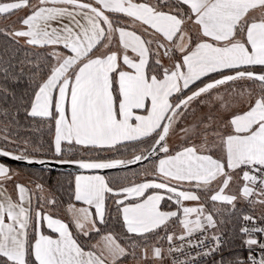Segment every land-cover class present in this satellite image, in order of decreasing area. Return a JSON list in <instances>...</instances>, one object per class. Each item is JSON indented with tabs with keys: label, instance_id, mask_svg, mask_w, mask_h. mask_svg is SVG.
Wrapping results in <instances>:
<instances>
[{
	"label": "snow or ice",
	"instance_id": "obj_1",
	"mask_svg": "<svg viewBox=\"0 0 264 264\" xmlns=\"http://www.w3.org/2000/svg\"><path fill=\"white\" fill-rule=\"evenodd\" d=\"M14 12L0 264H264V0H0Z\"/></svg>",
	"mask_w": 264,
	"mask_h": 264
},
{
	"label": "trees",
	"instance_id": "obj_2",
	"mask_svg": "<svg viewBox=\"0 0 264 264\" xmlns=\"http://www.w3.org/2000/svg\"><path fill=\"white\" fill-rule=\"evenodd\" d=\"M15 13V12H14ZM13 13V14H14ZM12 14V15H13ZM9 17H2V16H0V23L2 22V21H4L5 19H8ZM5 25H7V24H3V25H0V28H2V27H4ZM3 39V37L2 36H0V40H2ZM13 166H16V167H20V168H29V169H31L32 167H29V166H24V165H19V164H13ZM135 167V165L134 166H131V167H129V168H134ZM111 171V170H110ZM110 171H107V172H104V174H108ZM61 172H64V173H66L67 171L66 170H63V169H57V168H52V171L50 172V173H46L45 175H46V180H47V185H52L54 188L55 187H58L57 185H53V181L58 177V175L61 173ZM30 176H31V173L29 172L28 173ZM33 177H31V179H32ZM67 179H68V177L67 176H65L64 177V180H63V183H64V186H65V188L67 187ZM238 207H239V205H238ZM225 227H228V225H225Z\"/></svg>",
	"mask_w": 264,
	"mask_h": 264
},
{
	"label": "water",
	"instance_id": "obj_3",
	"mask_svg": "<svg viewBox=\"0 0 264 264\" xmlns=\"http://www.w3.org/2000/svg\"><path fill=\"white\" fill-rule=\"evenodd\" d=\"M7 162L11 163V164H19V165L29 166V165H26L24 162L13 161L11 159H8ZM131 166H134V165H129L128 167H131ZM29 167H38V166H29ZM51 168L63 169V170L68 171L70 166H68V165H60V164H57L55 162H52L51 163ZM107 171H110V170H105V172H107Z\"/></svg>",
	"mask_w": 264,
	"mask_h": 264
},
{
	"label": "rangeland",
	"instance_id": "obj_4",
	"mask_svg": "<svg viewBox=\"0 0 264 264\" xmlns=\"http://www.w3.org/2000/svg\"><path fill=\"white\" fill-rule=\"evenodd\" d=\"M18 15H20V13L19 12H15L13 15H11L8 19H5L4 21H2L1 23H0V25H3V24H7V25H9V24H11L14 20H15V18H16V16H18ZM29 175H28V173L27 174H24V175H22V178L24 179V180H28L29 179Z\"/></svg>",
	"mask_w": 264,
	"mask_h": 264
},
{
	"label": "crops",
	"instance_id": "obj_5",
	"mask_svg": "<svg viewBox=\"0 0 264 264\" xmlns=\"http://www.w3.org/2000/svg\"><path fill=\"white\" fill-rule=\"evenodd\" d=\"M29 175V174H28ZM30 176V175H29ZM21 179H23L22 177H21ZM29 179H31V176L29 177ZM28 179V180H29ZM24 180V179H23ZM26 181V180H25ZM61 215H63V211H61Z\"/></svg>",
	"mask_w": 264,
	"mask_h": 264
},
{
	"label": "built area",
	"instance_id": "obj_6",
	"mask_svg": "<svg viewBox=\"0 0 264 264\" xmlns=\"http://www.w3.org/2000/svg\"><path fill=\"white\" fill-rule=\"evenodd\" d=\"M210 259V258H209Z\"/></svg>",
	"mask_w": 264,
	"mask_h": 264
}]
</instances>
